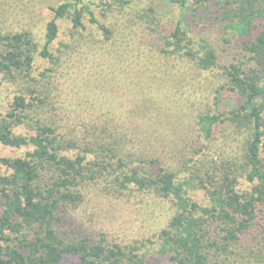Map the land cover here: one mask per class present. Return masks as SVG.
Returning a JSON list of instances; mask_svg holds the SVG:
<instances>
[{
  "label": "trees",
  "instance_id": "1",
  "mask_svg": "<svg viewBox=\"0 0 264 264\" xmlns=\"http://www.w3.org/2000/svg\"><path fill=\"white\" fill-rule=\"evenodd\" d=\"M99 1L104 5L107 0ZM154 1L158 3L152 4V12L166 1H174L182 10L190 2ZM194 2L199 18L188 29L181 17L162 48L147 35L149 40L138 35L137 30H155L143 14L137 16L146 27L137 19L110 25L100 21L84 0L53 8L43 44L32 28H7L0 21V76L14 86L0 111V147L21 150L16 156H0V163L10 170L0 172V264H61L69 256L79 258L76 264H150L138 243L110 242L104 232L92 239L85 232L57 229L68 221L65 211L83 203V189L103 179L117 189L131 186L172 201L175 213L160 231L158 246L160 255L172 264H222L221 257L232 251L233 242L253 231L255 239L260 238L258 244L264 243V0H217L225 26L249 37L243 59L222 72L224 87L242 101L228 114L197 116L204 131L200 137L207 140L226 117L234 127L232 141L241 130L248 131L246 191L237 189L238 174L233 169H219L217 176L200 168L206 166L205 160L200 161L202 147L186 140L181 115L171 124L149 113L116 117L103 113L105 100L94 97L100 88L107 93L103 86L115 81L117 76L111 74L115 70L131 75L134 69L133 77L125 80L152 91L161 85L171 57L181 63L192 61L195 79L215 68L217 54L207 37L195 49L189 36L203 27L201 7L204 3L208 7L206 0ZM70 9L72 30L62 38L60 21ZM16 11L6 7L0 16ZM85 11L94 23L91 30L84 22ZM53 44L60 45L57 52L52 51ZM136 99L131 106L137 108ZM220 103L218 95L214 104ZM197 186L206 190V205L192 197ZM12 235L18 244L10 243ZM237 254L247 257L239 250Z\"/></svg>",
  "mask_w": 264,
  "mask_h": 264
},
{
  "label": "rangeland",
  "instance_id": "2",
  "mask_svg": "<svg viewBox=\"0 0 264 264\" xmlns=\"http://www.w3.org/2000/svg\"><path fill=\"white\" fill-rule=\"evenodd\" d=\"M65 1L74 0H0V10H5L6 7L18 10L11 16H7L5 13L1 14L0 21H3L2 25L7 28H32L37 33L39 42L43 44V32L46 23L53 17V8ZM125 1L107 0L103 5L99 0H84V3L91 7L100 21L110 25L115 24V26L127 22L128 19H137L146 27L144 20L137 16L138 12L143 14L146 16L147 22L152 23L151 28H155V30L152 29L154 33L148 32V30L144 33L137 30L138 35L144 39H154L153 42L160 48L165 46V41L169 37L171 38V32L181 17L185 18V22L187 21L185 25L190 29L192 23L194 24V19L199 18L198 15L201 14L195 9L196 2L194 0H190L186 10H182L174 1H166L162 5H156L157 12L150 10L153 3H158L154 0ZM206 1L208 7L204 8L205 3L201 7L205 17L203 27L201 29L197 27L196 31L189 33V36L194 40L195 49H198L202 43V37H207V41L217 54L218 64L215 68L203 72L197 80L191 76L190 71L194 70L192 61L181 63L175 56L171 57L169 68L163 74L161 85L152 91L141 86L134 87L131 80H125L127 77H133L134 69L131 75L115 70L111 73L117 76L115 81H112L110 87L103 86L107 89V93H105L106 90L100 88L94 97L105 100L106 103L102 107L107 110L103 113L113 114L116 117L130 115L133 114L132 112L139 114L138 116L149 113L160 116L163 119L162 122L171 124V119L176 115H181L182 117L178 118H180L179 123L187 134L186 140L192 139V142H196L199 147H202L199 153L200 161L205 160L206 166H200V168L204 172L210 169L217 176L220 174L219 169H228V172L233 169V172L238 174L236 187L243 192L248 189L244 176L248 169L244 154L249 137L248 131L241 130L232 141L233 137L230 134L234 132V127L224 116L225 120L215 127L213 138L207 140L200 137L204 131L197 123V116L204 112L224 111L227 113L229 109L242 101L237 93L224 87L225 78L222 72L225 66L243 59L242 48L249 37L239 36L231 27L225 26L226 22H223L219 17L217 0ZM72 11L70 9L69 13L60 21V37L62 38L72 30ZM88 17L89 13L85 11L84 22L87 24V30H91L94 23H90ZM59 47V44H53L51 49L53 52H57ZM13 91L14 86L6 82L3 76H0V111L4 110L5 101ZM220 92L222 93L220 94ZM218 95L221 100L220 105L214 104L215 97ZM135 98H137V108L131 106ZM231 151L238 155L233 156ZM20 153V149L0 147V156H16ZM261 156L264 158V147L261 149ZM0 172L8 174L10 170L6 165L0 163ZM189 175L190 172H186V176ZM107 182L103 179L85 187L83 203L77 206L73 205L66 210L65 216L68 221L61 225L58 224L57 229L60 231L70 229L74 233L85 232L92 239L99 238L104 232L110 242L127 244L132 242L142 245L141 250L149 255L150 264H172L168 258L160 255L158 249L160 231L168 225L175 213L172 201L152 193L140 192L131 186L117 189L115 186L111 187V184ZM191 194L202 205L208 203L209 197L205 188L200 186L192 188ZM255 233L253 231L252 235L245 234L242 241L233 242L232 251H225L223 256L226 258L221 257L222 264H264V245H261L262 240L258 244L260 238L255 239ZM28 236H30L29 240L34 239L33 233ZM18 242V239L12 235L10 243L18 244ZM220 242L224 244L226 241L222 239ZM23 249L25 253L30 252L29 248ZM238 250L246 253L247 257L238 256ZM78 260V257L69 256L61 264H76Z\"/></svg>",
  "mask_w": 264,
  "mask_h": 264
}]
</instances>
